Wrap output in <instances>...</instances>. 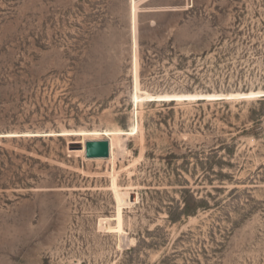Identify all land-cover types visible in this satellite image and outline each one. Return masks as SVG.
<instances>
[{
	"label": "rangeland",
	"instance_id": "1",
	"mask_svg": "<svg viewBox=\"0 0 264 264\" xmlns=\"http://www.w3.org/2000/svg\"><path fill=\"white\" fill-rule=\"evenodd\" d=\"M262 93L264 0H0V264H264Z\"/></svg>",
	"mask_w": 264,
	"mask_h": 264
},
{
	"label": "trees",
	"instance_id": "2",
	"mask_svg": "<svg viewBox=\"0 0 264 264\" xmlns=\"http://www.w3.org/2000/svg\"><path fill=\"white\" fill-rule=\"evenodd\" d=\"M209 102H206V101H198L197 102V105H199L200 107H202L203 105H205V104H208ZM214 103V105H216V106H219V105H221L223 108H225L226 110H229V104H228V102L227 101H225V100H219V101H214L213 102ZM255 105H257V106H260V107H264V98H260V99H258L257 100V102H256V104ZM209 106H210V103H209ZM253 114H255L256 116H258V118L256 117V118H250V120H251V122L253 123V126H252V128L251 129H249V130H247L246 129V127H244L243 129H242V131H241V133H242V135L243 136H254L255 138H258V134H259V131H258V129L262 126V124L264 123V117H262V115H258L257 113H254L253 112ZM260 116V117H259ZM263 118V119H262ZM261 130H263V129H261ZM42 138V137H41ZM36 141H38V140H36ZM40 141H42V139H40ZM226 146V147H225ZM227 149V150H231L229 147H227V145H225V142L223 143H221L220 144V147L219 148H217V149H214V150H212L214 153H217L218 152V150H221V149ZM196 204L198 205V206H202V205H204L205 204V202H203V201H197L196 202Z\"/></svg>",
	"mask_w": 264,
	"mask_h": 264
},
{
	"label": "water",
	"instance_id": "3",
	"mask_svg": "<svg viewBox=\"0 0 264 264\" xmlns=\"http://www.w3.org/2000/svg\"><path fill=\"white\" fill-rule=\"evenodd\" d=\"M260 98H264V93H262V96ZM221 100H225V99H221ZM201 101H204V99H201ZM33 137H42V136H33ZM85 155L87 159L108 158L110 155V142L108 140L87 141L85 144Z\"/></svg>",
	"mask_w": 264,
	"mask_h": 264
},
{
	"label": "bare ground",
	"instance_id": "4",
	"mask_svg": "<svg viewBox=\"0 0 264 264\" xmlns=\"http://www.w3.org/2000/svg\"><path fill=\"white\" fill-rule=\"evenodd\" d=\"M197 101H201V99H198ZM129 136H130L129 133H119L113 136V138L110 140V155L108 158H106L107 161L119 159V157L126 151L127 148L126 143ZM95 139H99V138H95ZM91 160L102 161L104 159H91Z\"/></svg>",
	"mask_w": 264,
	"mask_h": 264
}]
</instances>
